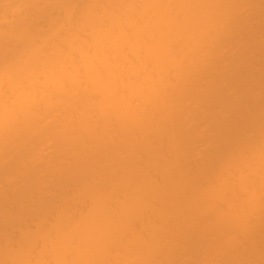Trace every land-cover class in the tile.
<instances>
[{
	"label": "bare ground",
	"instance_id": "bare-ground-1",
	"mask_svg": "<svg viewBox=\"0 0 264 264\" xmlns=\"http://www.w3.org/2000/svg\"><path fill=\"white\" fill-rule=\"evenodd\" d=\"M0 264H264V0H0Z\"/></svg>",
	"mask_w": 264,
	"mask_h": 264
}]
</instances>
